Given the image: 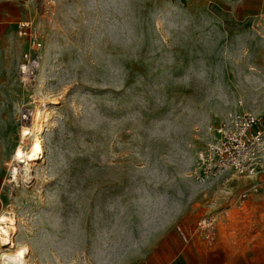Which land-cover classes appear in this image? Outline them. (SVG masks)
<instances>
[{
  "label": "rangeland",
  "instance_id": "rangeland-1",
  "mask_svg": "<svg viewBox=\"0 0 264 264\" xmlns=\"http://www.w3.org/2000/svg\"><path fill=\"white\" fill-rule=\"evenodd\" d=\"M262 12L264 0H0V213L31 264H166L215 247L206 219L213 233L264 217V199L239 200L252 180L195 176L218 127L246 114L264 126ZM38 129L44 160L9 185L14 148Z\"/></svg>",
  "mask_w": 264,
  "mask_h": 264
},
{
  "label": "built area",
  "instance_id": "built-area-1",
  "mask_svg": "<svg viewBox=\"0 0 264 264\" xmlns=\"http://www.w3.org/2000/svg\"><path fill=\"white\" fill-rule=\"evenodd\" d=\"M264 27V12L260 14ZM28 55L26 58L28 59ZM26 71V67L23 68ZM263 117L246 114L231 118L214 131L213 140L198 154L195 176L211 182L226 175L247 178L253 183L239 196L241 204L264 199V126ZM216 221L206 219L202 228L209 231Z\"/></svg>",
  "mask_w": 264,
  "mask_h": 264
},
{
  "label": "crops",
  "instance_id": "crops-1",
  "mask_svg": "<svg viewBox=\"0 0 264 264\" xmlns=\"http://www.w3.org/2000/svg\"><path fill=\"white\" fill-rule=\"evenodd\" d=\"M221 224L214 234V248L199 241L198 247H190L186 252L188 245H184L182 254L169 257L166 264H264V217L252 216L247 221ZM245 224L252 226L244 229Z\"/></svg>",
  "mask_w": 264,
  "mask_h": 264
},
{
  "label": "bare ground",
  "instance_id": "bare-ground-1",
  "mask_svg": "<svg viewBox=\"0 0 264 264\" xmlns=\"http://www.w3.org/2000/svg\"><path fill=\"white\" fill-rule=\"evenodd\" d=\"M40 132L41 130L38 129L31 136L24 135L23 140L14 148L12 165L10 167L11 179L9 180V185H13V183L18 184L21 177L22 179H30L31 169L38 166L37 161L44 160L45 148L43 146V137L39 134ZM16 226L17 220L13 213L9 211L0 213V241H11L10 245L0 244V250L9 247L12 251L2 253L0 256V264H31L28 259L30 254L29 248L21 244H17L18 247H16L13 240V235L17 231ZM19 252H24L25 255L23 257L17 255Z\"/></svg>",
  "mask_w": 264,
  "mask_h": 264
},
{
  "label": "snow or ice",
  "instance_id": "snow-or-ice-1",
  "mask_svg": "<svg viewBox=\"0 0 264 264\" xmlns=\"http://www.w3.org/2000/svg\"><path fill=\"white\" fill-rule=\"evenodd\" d=\"M37 148H39V146H37ZM0 244L10 245L11 244V241L10 240H3V241H0ZM17 255L23 257L25 255V253L24 252H19Z\"/></svg>",
  "mask_w": 264,
  "mask_h": 264
}]
</instances>
